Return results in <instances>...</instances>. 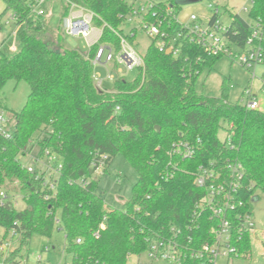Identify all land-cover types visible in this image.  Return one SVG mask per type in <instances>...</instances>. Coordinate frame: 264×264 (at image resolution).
<instances>
[{"label": "trees", "instance_id": "obj_1", "mask_svg": "<svg viewBox=\"0 0 264 264\" xmlns=\"http://www.w3.org/2000/svg\"><path fill=\"white\" fill-rule=\"evenodd\" d=\"M4 1L17 12L18 28L0 49V108L7 109L1 95L7 81H25L30 87L22 110L8 112L15 119L13 136L0 134V190L9 196L19 193L24 203L19 208L13 199L0 202V227L6 234L16 230L29 244L35 233L51 237L58 224L74 264H127L131 254L147 250L152 235L175 237L189 250H198L214 240L216 221L210 213L198 219L194 215L206 192L196 185L195 172L198 164L212 161L243 164L244 210L252 213L251 201L264 194V110L248 108L240 99L230 101L226 81L220 96L196 88L204 70L223 55L209 54L189 41H182L175 55L161 51L152 39L133 80L121 76L112 88H101L94 79L91 58L99 44L119 49L121 35L134 43L138 32L158 19L176 33L178 25L168 26L167 17L170 11L179 14L184 0L153 2L128 33L124 26L134 17L133 2L77 0L94 11L97 26L104 25L89 55L69 45L61 24L52 27L47 17L31 14L20 0ZM250 2L247 18L230 12L227 34L240 47L251 35V22H264V0ZM224 128L228 136L222 140ZM36 132L42 133L38 157L56 153L62 162L54 188L45 184V173L30 172L20 159ZM180 142L194 146L192 158L174 151ZM120 153L138 173L123 207L108 203L97 192L100 177H93L100 155L108 156L107 172ZM196 219L199 226L193 227ZM236 244V257L248 255L251 234L243 233ZM183 264H202V259L187 258Z\"/></svg>", "mask_w": 264, "mask_h": 264}, {"label": "built area", "instance_id": "obj_2", "mask_svg": "<svg viewBox=\"0 0 264 264\" xmlns=\"http://www.w3.org/2000/svg\"><path fill=\"white\" fill-rule=\"evenodd\" d=\"M24 3L29 12L35 16L47 17L52 15L53 7L59 0H20ZM64 5L61 9V27L64 34L70 38L83 39L88 43V50L99 43L103 34V27L95 24L94 11L84 7L77 0H62ZM134 3V17L142 20V15L149 11L153 2L148 4H139L138 0H129ZM5 12L8 11L6 25H13L8 34L0 40V49L8 36H16L17 33V12L8 8L7 3ZM211 9L210 17L205 21L197 13H191L189 18L181 19L179 14L169 12L167 20L168 26L174 23L178 25L176 33L171 34L170 31L163 28L162 19L150 23L146 27V33L154 39L156 45L161 51L170 50L175 55L179 54L182 41H189L201 46L207 53L212 55L229 56L237 60L242 65L248 68L255 64L264 63V22L252 21V32L248 37L245 46L240 47L228 36V25H224L220 21V8L216 4L209 5ZM169 9H171L169 7ZM247 13L249 8H244ZM131 17L129 21L134 18ZM1 19V18H0ZM138 20V21H139ZM3 25L0 22V31ZM11 49H15L13 43ZM94 66V79L97 85L103 88L104 79L100 78L96 73L95 67L98 65L107 66L112 64L120 73L124 70L139 69L144 65V55H141L134 43H131L125 36H120V48L115 45L99 44L95 54L91 58ZM108 79H115V75L108 73ZM264 90V87H263ZM246 97L245 105L251 109L261 108V102L248 89L244 93ZM244 104V103H243ZM15 119L4 108H0V134L6 138H11L14 133ZM228 136L226 130V137ZM174 151L182 157L192 158L195 155L196 149L188 142H180L175 144ZM43 168L38 169L33 165H27L30 172L45 173V181L50 188H54L52 180L57 177H47L46 174L51 172V163L55 162L57 167L55 173L59 174L62 168V162L56 153L46 155ZM108 156L100 155L97 161H94L93 166L95 171L93 177L98 178L105 174L107 168ZM244 166L238 160H227L224 163L216 161L198 164L195 172V183L198 187L206 192L196 202L194 215L197 219L202 214H209L210 218L215 219V224L212 227L214 240L205 242L198 250H189L182 246L175 237L165 238L159 235H152L147 238L148 248L141 254H131L140 256L146 254L151 261H164L168 264H183L187 258H201L202 264H216L220 256L229 257L238 254L237 240L242 234L255 230V221L253 214L244 210L245 201L242 197V183L244 179ZM40 176V175H38ZM12 198L4 190H0V202H6ZM18 206V201L14 200ZM235 216L239 225H235L232 217ZM197 219L194 220V226L198 227ZM59 220L57 219V222ZM61 229V228H60ZM0 264H27V257H24L22 248L29 245L23 243L22 237L16 230H10L7 234L4 228L0 227ZM177 234L179 231L172 229ZM174 234V235H175ZM80 242V239L77 240ZM54 248V247H52ZM49 245L44 246L45 251H50ZM70 257L68 262H60L59 264H74L72 255L65 250V241L63 246V254ZM129 256V257H130ZM128 257V259H129ZM39 260L41 256L39 255ZM127 259V264H128ZM141 264V263H140Z\"/></svg>", "mask_w": 264, "mask_h": 264}, {"label": "rangeland", "instance_id": "obj_3", "mask_svg": "<svg viewBox=\"0 0 264 264\" xmlns=\"http://www.w3.org/2000/svg\"><path fill=\"white\" fill-rule=\"evenodd\" d=\"M167 0H138L139 4H148L149 2H161ZM216 4L220 8V21L224 25L231 22V14L240 13L244 17H248V13L244 8H250V0H199L196 2L186 1L182 2V9L179 18H189L191 13H197L203 20H207L211 15L210 4ZM64 1L59 0L53 7L52 15H50L49 23L52 27H57L60 22V14ZM6 4L4 0H0V22L3 25L0 31V40H2L13 25H6V17L8 11L5 12ZM138 17L132 18L124 26L125 33L138 24ZM68 43L72 47L80 48L85 51L88 43L83 39L68 38ZM152 39L145 31H139L134 44L138 52L144 55L147 47L150 45ZM95 71L100 78L104 79L103 87L112 88L117 78L124 76L128 80H133L138 73V69L124 70L120 73L112 64L98 65ZM115 75V79L107 78L108 73ZM226 81L229 85L228 99L232 102L241 100L245 104L246 97L244 93L250 90L261 102V108L264 110V63L255 64L248 68L242 65L235 59L229 56H222L218 58L211 69H206L199 77L196 88L199 93H204L213 96H220L222 93V83ZM30 93V87L25 81L17 83L15 80H9L2 90V97L6 105L7 112H20L25 105L27 97ZM227 124L224 122V127ZM42 134L36 132L33 139L28 146V153L21 156V162L25 165H33L38 169L43 168L46 159H38V137ZM219 137L224 140L226 137L225 128L219 133ZM51 172L46 174L47 177H57L55 169L56 163H51ZM138 180V173L131 163L120 153L112 161L106 174L100 177L97 192L102 194L108 203L123 207L124 203L132 196L133 184ZM13 200L18 201L19 208L24 207L22 197L19 193H10ZM251 211L255 221V228L264 230V194L259 193V197L251 201ZM1 233V230H0ZM65 241V233L60 226L54 230L51 237L41 235L39 233L33 234L29 245L24 246L22 252L24 257H27V264H59L68 262L69 255L63 254V246ZM49 245L50 251H45L44 246ZM54 247V248H52ZM39 255L41 260H39ZM168 264L164 261H151L146 254L140 256L132 255L128 259V264ZM216 264H264V235L259 236L255 231L251 232V251L248 255L243 256H220Z\"/></svg>", "mask_w": 264, "mask_h": 264}, {"label": "crops", "instance_id": "obj_4", "mask_svg": "<svg viewBox=\"0 0 264 264\" xmlns=\"http://www.w3.org/2000/svg\"><path fill=\"white\" fill-rule=\"evenodd\" d=\"M254 231H255L256 233H258L259 236L264 235V230H261V229L255 228Z\"/></svg>", "mask_w": 264, "mask_h": 264}, {"label": "water", "instance_id": "obj_5", "mask_svg": "<svg viewBox=\"0 0 264 264\" xmlns=\"http://www.w3.org/2000/svg\"><path fill=\"white\" fill-rule=\"evenodd\" d=\"M186 1H192V2H196V1H199V0H184V1H182V2L184 3V2H186ZM167 53H171V51H170V50H168V51H167ZM158 128H159V127H158Z\"/></svg>", "mask_w": 264, "mask_h": 264}]
</instances>
